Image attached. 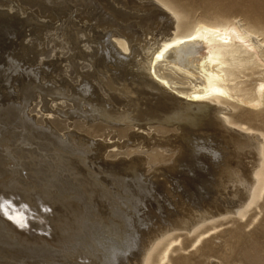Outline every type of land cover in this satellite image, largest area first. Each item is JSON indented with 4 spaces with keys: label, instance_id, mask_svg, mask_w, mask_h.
<instances>
[{
    "label": "bare ground",
    "instance_id": "6f19581e",
    "mask_svg": "<svg viewBox=\"0 0 264 264\" xmlns=\"http://www.w3.org/2000/svg\"><path fill=\"white\" fill-rule=\"evenodd\" d=\"M95 1L118 22L117 28L100 38L107 51L105 58L130 57L133 64L123 73L116 65L103 66L99 61L94 65L93 59L98 74L89 67L86 78L80 73L81 92L77 91L79 86L73 85L67 96L65 85L57 89V93L60 91L78 103L68 111L60 103L66 119L55 120V125L63 132L72 125L68 119H74L80 134L70 132L68 141L57 136L54 155L67 166L80 188L66 190L52 179L28 184L13 176L2 178L0 231L27 245L50 240L44 235L28 234V226L54 230L55 236L66 238L57 242L58 246L69 244L65 251L71 247L82 258L95 257L98 264H149L155 248L173 231L185 229L194 233L207 221L229 214L244 218L263 196L264 131L237 120L233 112L241 107L254 113L264 110V35L240 18L224 23L201 20L191 27L168 0ZM11 2L5 0L0 6L7 7ZM16 2L23 11L36 4ZM118 6L135 12L130 14ZM131 18L136 19L131 26H138L141 33L136 28L125 32L120 27V20L128 22ZM72 25L75 27L76 23ZM247 70L252 71V76L261 77L254 87L247 83ZM91 77H96L100 86L95 85V80L89 82ZM105 128L118 132L120 139L140 138L148 130L153 134L169 133L177 144L169 150L159 147L143 156L133 154L136 149H129L127 156L116 163L127 165L122 176L115 173L119 184L125 176L141 179L145 171H153L149 183L153 198L138 201L140 208L135 204L123 212L113 208L116 202L123 204L122 197L109 190V178L102 175L104 168L98 171L101 164L94 165V146L86 139ZM113 152L112 157L117 158L118 152ZM101 163L108 165L104 160ZM177 164L185 171L178 169ZM84 190L91 206L78 196L77 192L84 194ZM197 234L199 242L204 232ZM172 244L170 239L157 264L166 261Z\"/></svg>",
    "mask_w": 264,
    "mask_h": 264
},
{
    "label": "rangeland",
    "instance_id": "374dc122",
    "mask_svg": "<svg viewBox=\"0 0 264 264\" xmlns=\"http://www.w3.org/2000/svg\"><path fill=\"white\" fill-rule=\"evenodd\" d=\"M0 1H2L0 4L5 2V0ZM27 1H33L36 4L25 11L22 10L20 4H17L16 0H12L7 7L0 6V181L8 180L12 178L11 176L21 181L24 180L28 184L37 183L38 180L39 183L52 179L51 181H54V184L61 185L63 189L76 190L80 186L74 180L67 166L62 165L64 163L60 162L54 155L55 147L53 148V146H55L54 141H56L57 136V138L60 137L68 141L70 132L80 134L74 126V119H68L69 124L72 125L63 132L55 125V120L66 119V116L62 113L63 109L60 107V103L66 106L65 111L77 105L78 101H71L65 96L70 94L68 89L72 85L73 87L79 86L77 91L81 92L83 84L79 80L87 77L85 72L87 67L92 68L98 74L97 66L94 65L99 61V64L102 62L101 65H116L124 73L127 67L133 64L132 59L130 57H116L117 60H115V58L108 59L107 56L105 58L104 55L107 51L104 47L102 48L100 38L105 33H109L111 29L117 28L118 22L116 16L109 15L107 13L108 9L103 7L101 3L95 0H88L87 2L85 0ZM109 1L113 3L112 0ZM139 1L141 0H136L137 3ZM168 1L185 16L187 25L191 27L201 20L224 23L234 18H240L244 22L254 25L264 35V0ZM114 5L117 7L116 4ZM120 8L123 11L126 9L125 11L130 14L135 12L129 7ZM152 11L154 9L149 10V12ZM142 13L144 11L138 14ZM135 21V18H131L128 22L120 20V27L125 32L136 28L141 33L138 26H131V23ZM72 22L76 23L75 27ZM127 28L129 29L127 30ZM148 40L150 38H147V42H149ZM93 59L96 60L94 65ZM140 67L144 69L143 65ZM251 73V70L246 71V74L250 76L247 83L250 87H254L261 77L259 74L252 76ZM91 78L93 79V77ZM95 79L96 77L89 80V82ZM61 85L66 86L65 96L60 91L57 93V89L60 90ZM95 85L100 86L98 79L95 80ZM67 103L69 104L66 105ZM174 105L180 106L176 103ZM77 112L78 110H76ZM233 116L247 125L264 131V110L254 113L241 107L233 112ZM149 131L140 138L130 139L126 137L123 140L118 138V132L105 128L98 135H90L86 139H89L90 144L94 146L92 151L94 165L97 166L100 163L98 171L104 168L102 175L109 178L107 183L109 190L114 195L120 194L122 197L123 204L118 202L113 204V208H118L120 211L129 209L134 204L138 206L137 208H140L142 205H138V201L142 198L143 200L153 198L152 187L149 185L153 171L141 173L143 176L140 177L141 179L125 176L126 178H123L122 184H119L115 173L122 176L123 167L127 165L124 164L123 166V163H121L122 165L116 163L127 156L129 149H136L133 154L143 156L152 153L157 148L169 150L172 148L171 146L177 145L174 143L171 134H153ZM137 143L139 147L135 145ZM113 151L118 152L117 158L112 157ZM64 159L70 160L68 157ZM103 160L108 165L104 166V163H101ZM55 163L57 166H55ZM59 165L62 167L61 170ZM173 165L176 166V163ZM177 165L178 169L185 171L182 168L183 166ZM127 172L129 171L127 170ZM51 176L55 177L56 180ZM34 179L37 180L33 181ZM134 179L137 181H134ZM132 181H134L133 185ZM123 187L126 190L124 192L122 191ZM85 191H83L84 194L77 192L78 196L85 198V201L91 206L89 194ZM123 197L129 198V200H124ZM89 205L88 207H90ZM106 205L108 206V203ZM108 216L109 219L112 218L110 215ZM35 228L28 226V234L44 235L47 237V241L50 239L51 243L49 241V243L46 241V244L31 243V245L28 243L30 246H27L28 244L11 240L12 236L0 231V264H98L95 257L82 258L71 247H69L70 250L65 251L66 245L69 244H63L64 247L58 246L57 242L66 240L65 235L55 236L54 233L56 232L54 230L51 233L47 229ZM203 232L200 241L196 242L197 233ZM170 239H173V244L163 264H264V194L249 209L244 218L236 214H229L214 222L207 221L199 231L194 233L185 229L173 231L169 238L163 240L155 248L149 264H157L163 248ZM83 247L86 248V245L84 244ZM89 258L92 259L89 260Z\"/></svg>",
    "mask_w": 264,
    "mask_h": 264
}]
</instances>
